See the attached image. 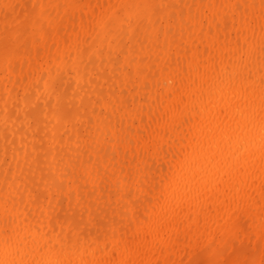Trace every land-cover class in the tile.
I'll use <instances>...</instances> for the list:
<instances>
[{
	"label": "bare ground",
	"instance_id": "6f19581e",
	"mask_svg": "<svg viewBox=\"0 0 264 264\" xmlns=\"http://www.w3.org/2000/svg\"><path fill=\"white\" fill-rule=\"evenodd\" d=\"M0 264H264V0H0Z\"/></svg>",
	"mask_w": 264,
	"mask_h": 264
},
{
	"label": "rangeland",
	"instance_id": "374dc122",
	"mask_svg": "<svg viewBox=\"0 0 264 264\" xmlns=\"http://www.w3.org/2000/svg\"><path fill=\"white\" fill-rule=\"evenodd\" d=\"M204 261L206 262L207 260H206V259H204Z\"/></svg>",
	"mask_w": 264,
	"mask_h": 264
}]
</instances>
